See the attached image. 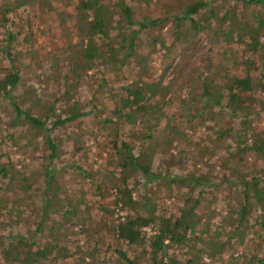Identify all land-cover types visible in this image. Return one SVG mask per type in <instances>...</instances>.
I'll list each match as a JSON object with an SVG mask.
<instances>
[{"label":"trees","instance_id":"16d2710c","mask_svg":"<svg viewBox=\"0 0 264 264\" xmlns=\"http://www.w3.org/2000/svg\"><path fill=\"white\" fill-rule=\"evenodd\" d=\"M133 1L137 5H149V0ZM178 1L179 9L165 16L138 18L130 0H77L72 29L66 27V38L69 40L74 35L77 41H68L62 47L64 52L55 58L56 69L65 74L63 102L68 104L64 109L56 106L62 100L60 97L50 93L45 99L33 84L29 87L34 103L28 100V95L23 99L15 94L22 78L21 62L11 53L10 43L16 34L6 25L13 21L8 14L17 6H7L4 13L0 9V22L8 36V45L0 47V51L5 52L9 62V65L0 64V105L6 101L5 108H10L12 113L3 123L4 127L0 126V159H6L0 162V217L6 221L8 214L16 212L18 221L23 217L29 221L25 224H33L29 237L14 234L10 227L6 235H0V264L47 261L54 264L56 256L61 259L73 256L70 252L73 243L66 240L73 233L85 235V248L79 251L73 264H102L103 245L110 250L116 264H264V166H254L253 174H248L247 168L255 162L247 163L246 159L247 154L264 159V130L255 132L251 125V104L257 101L251 93L254 88L264 93V0ZM28 3V0H18L17 5ZM168 22L172 23L171 41L162 31ZM142 33L148 34L143 41L145 46L139 47L136 39ZM203 40L208 41V52L216 51L214 47L219 44H230L232 52L237 53L229 57V63L238 70L231 72L230 65L222 66L219 61L224 57L214 59L209 55L182 77V83L187 85L190 75L194 74L191 97L186 100L177 95L176 103L185 110L190 127L196 123L204 127L207 142L203 141L202 149L207 151L206 171L185 175L153 171L154 154L161 153L166 161V156H173L170 148L176 146L174 141H182L177 138L179 130L171 121L175 111L169 112L165 107L172 105L178 79ZM178 42L185 44L178 47ZM157 46L163 49L162 72L170 68L169 53L176 46L177 53L185 56V60L174 65L172 78L167 83L163 81V73L162 79H151L153 75L149 72V62L159 50ZM61 62H65L64 67ZM127 63L135 71L125 76L116 92L109 90L112 108L93 104L96 93L101 92L98 87L90 100L92 108L82 110L78 103H69V93L94 65L102 66L106 85V72L120 71ZM48 78L46 75L45 79ZM45 86L48 88V83ZM36 106H41V113L32 112ZM211 107L217 108L214 116L207 115ZM94 109L103 114L90 133L99 138L95 142L98 150L95 154L102 156V151L109 150L107 159L113 165L108 171L119 173L112 185V198L108 199L112 207L107 201L100 205L103 214L100 219L107 222V230L100 222L97 226L90 222L87 203L83 208L71 203L66 194L69 188L60 182L67 166L83 180L93 181L94 193L99 194V199L107 200L101 194L104 178L100 177V170L88 169L75 157L76 153L92 157L90 146L82 139L83 133L54 138L56 129L77 125L81 117L90 115ZM221 114L227 124H220L218 115ZM7 138L12 139L13 148H3ZM66 139L71 140L75 154L72 153L70 162L58 166L57 162L63 159L59 147ZM39 149L44 153L37 157L40 162L33 168L24 159L28 152L35 156ZM225 155L229 159L225 160ZM238 164L241 169L237 168ZM223 182L227 186L221 190L228 194V200L235 196L236 201L228 203L232 211L217 215L220 225L214 231L209 222H203L197 230L191 229L205 192L215 200L212 189ZM147 184H151L152 191L142 193L141 188ZM162 185L165 191L158 192ZM178 186L187 187V191L177 193ZM165 195L181 201L176 205V213L162 205ZM74 225L81 229H74ZM246 240L249 241L247 249L235 254V249L242 248ZM74 244L78 247L79 241ZM134 247L140 248L142 259L130 252ZM225 254L227 258L223 257Z\"/></svg>","mask_w":264,"mask_h":264},{"label":"rangeland","instance_id":"374dc122","mask_svg":"<svg viewBox=\"0 0 264 264\" xmlns=\"http://www.w3.org/2000/svg\"><path fill=\"white\" fill-rule=\"evenodd\" d=\"M129 1V0H128ZM18 0H0V9L3 11L7 6L14 5L17 6V9H14V12L8 14L13 21H9L7 23V28L12 33L16 34V38L10 43V50L12 55L15 53L18 56V61H20V70L22 73V78L20 79V85L18 86L17 90L15 91L16 95L23 96V99L26 95L29 96V101L31 103L35 102L34 95L32 94V89L29 87L30 84L34 85L35 91L38 93L43 94L44 98L47 99L50 93L56 94V96L60 97L62 100L56 103V106L61 109L65 108L68 104L66 101L63 102V94H64V77L65 74L62 70L56 69V55L63 53L62 47L67 45V42L70 41L75 43L77 41L76 36H72L69 40L67 37V29L68 27L70 30L72 29L71 25L74 22V16L76 14V5L77 0H28V4L18 6ZM135 6V15L138 18H141L142 15L147 16H165V14L169 12H173L179 9L180 2L178 0H149V5L146 6L145 4L137 5V2L130 0ZM172 23L168 22L166 26L163 28V33L166 35L168 41H171L173 38ZM148 33H142L137 40V45L142 47L144 44V40H146V36ZM192 35V32L190 36ZM188 36V40L191 42V38ZM7 33L5 28H3L0 22V47L5 46L8 43ZM229 39V37H227ZM27 39V40H26ZM167 41V45L168 44ZM185 43L178 42L177 46H183ZM8 45V44H7ZM177 46L176 49H172L169 53L172 57L171 66L166 71L162 72V68L164 67V57L162 56L163 49L157 50L154 52L152 59L150 60V68L149 72L153 76L152 78H161V73L164 74L163 81L167 83L172 78L171 71L175 64H177L181 59L185 60V56H181L177 53ZM209 47L208 41L203 40L201 43L197 45V52L193 58L189 60V64L185 68L183 74L178 79V85L175 87L178 89L177 94L174 96L173 100L171 101V106H166L165 108L169 110V112L175 111V117L171 118L172 125L179 130L176 133L177 138H181L182 141H174L176 146L174 148H170L172 151L173 156H166L167 160L164 161L163 155L161 153H155L153 160H152V169L153 171H161L162 173L169 172V174H187V173H198L206 171L205 162L207 160V151H203V141L207 139L204 135V127L200 124H194L191 127L187 124V115L184 109H181L179 103L177 101V95H180L181 98L186 100L191 97V90H194L191 87V83L194 78V74H191V79L188 80V84L184 85L182 83L183 76L191 71L192 66H199L201 59L204 57H209L211 55L212 58H223L220 62L222 66L230 65V71L234 72V66L229 63V57L235 53L236 51L232 52V46L222 45L219 44L214 47L216 51L212 50L208 52L207 50ZM239 52V51H238ZM226 53L225 56L223 54ZM237 53V52H236ZM9 65L7 56L5 52L0 51V64ZM65 62H61V66L64 67ZM134 66L129 63L123 66V68L118 71H110L106 72L105 76L107 78L108 84L105 85L102 76V66L99 64L94 65V67L90 70H87L86 74L82 78L83 81L79 83V85L69 93V103H78L82 110H88L92 108L94 104L97 107H101V104L105 105L107 109L112 108L113 101L111 96L109 95V90L116 92L119 86L122 84L125 76L131 74V71H135ZM238 72V70H237ZM204 72L202 75H205ZM46 75L49 76L48 79H45ZM46 80V81H45ZM48 83V88H46L45 84ZM92 84V85H91ZM28 87L30 88V92H28ZM98 87L100 88L101 92L96 93L94 103L91 104V97L94 94V89ZM253 94V95H252ZM254 99L257 101H252L251 104V111L253 115L251 117V125L255 127V132L259 130H264V93L259 89L254 88L253 92L251 93ZM252 100V98H250ZM6 101H3L0 105V126L4 127L5 120L8 119L12 115L10 108H5ZM25 102V101H24ZM247 103V102H246ZM57 108V109H58ZM4 111V112H3ZM167 111V110H166ZM32 112L35 114L41 113V106H36L32 108ZM104 113H108L105 109ZM217 114V108L211 107L208 108L207 115H215ZM103 115L101 112L96 111L94 109L93 113L90 115H86L80 118V121L77 125L68 126L67 128H58L54 131V138L55 140L64 139L65 135H75L77 136L79 133H83L82 139L85 141L86 145L90 147V154L88 157H83L80 153H76L72 149V142L70 139L64 140V143L60 145L59 149L62 152L61 157L63 159L57 162L58 166L63 165V163L70 162L72 158V153L75 154V157L78 158V162L81 163L83 166L92 168V170L96 171L97 169L100 170L102 174H100L101 178H104V181L101 185V194L104 195L105 199H99V194H95L96 191L95 185L93 181H85L80 177L74 170L68 169L65 166V170L62 173L60 182L62 183L63 187H68V198L71 200V203L77 205V207H82L86 203L89 206L88 214L91 215V223L97 224L100 222V225L104 227L105 230L108 229L107 222L105 220L101 221L100 217L103 215L100 205L107 201L109 198H112V194L114 192L113 182L115 181V177L119 175L118 172L110 173L108 169L111 168L113 163L111 160L107 159V152L109 150L102 151V156H97L95 153L98 151L97 145L95 144L99 138H94L90 133L99 124L98 118ZM98 116V117H97ZM220 124H227L225 121L224 114L221 116L218 115ZM161 118H159L160 120ZM161 124H164L162 120ZM139 128V125L136 126V129ZM146 130V128H144ZM126 131V130H125ZM164 139L165 137L162 136ZM39 144L42 142L41 138L39 137ZM131 141V139H129ZM12 139L7 138L5 141V145L3 146L8 148L11 146ZM207 142V141H206ZM131 144L134 148L137 147L138 144L132 142ZM175 145V144H174ZM178 145V146H177ZM41 146V145H40ZM13 148V147H12ZM102 150V149H100ZM44 153V150L36 151V155L33 156L35 153L28 152L26 154V159L24 162H27L31 167H35L40 162L39 156ZM10 154L16 158L17 154L10 152ZM152 155V153H151ZM1 157V156H0ZM38 157V158H37ZM203 157L202 159H198ZM0 162H5L6 159L2 157ZM229 159L228 155H225V160ZM247 163L254 160L255 164L252 167L247 168L248 174H253L254 166L261 167L264 166V159L262 160L261 157H257L256 159L253 158L252 155L246 156ZM107 167V170H103L104 167ZM237 168H240V164H238ZM93 172V171H92ZM93 175V174H92ZM80 182H83L84 185H79ZM163 181L160 180V183ZM222 185V186H221ZM227 183L223 182L212 189V194L215 197V200L208 195V192H205L204 199L201 200L199 207L197 208V217L195 218L196 222L194 225V230L201 228V224L203 222L210 223V229H213L215 226H219L220 221L217 218L218 214H228L229 211H232V206H229V201L235 202V196L228 200V194L221 190L222 188L226 187ZM175 187V186H174ZM142 193H150L152 191L151 184L144 185L142 188ZM154 190V188H153ZM165 191L164 186H160V190L158 192ZM175 191L178 193H184L187 191V187L185 186H178ZM62 195V194H61ZM236 195V194H235ZM137 194L135 193L134 197ZM162 200V205L169 208L171 213H176L177 208L176 205L180 204L181 201L174 199L173 197H166ZM228 201V202H227ZM227 202V203H226ZM110 208L112 204L108 202ZM226 203V204H225ZM39 201L36 200V204L38 205ZM83 208V207H82ZM16 212L7 215L6 221L1 220L0 217V235H6L7 230L11 229L14 234H20L26 237H29L32 234L33 224L31 222L30 225L25 224L24 222H29L27 219L22 217V221H18ZM194 220V221H195ZM76 220H73V222ZM116 221V218H115ZM254 221V220H253ZM252 221V222H253ZM74 229L80 230L79 226L74 225ZM149 230V228H148ZM85 235H76L70 234L69 239H66L68 242L71 241L70 245V252L74 253L73 256H68L66 258H60L58 256L55 257L54 264H73L75 258L79 255V251L83 248L85 242ZM4 237V236H3ZM105 235L102 234V239L105 240ZM8 240V239H7ZM79 241V246L76 247L74 241ZM102 240V241H103ZM250 241V247H254L255 244L252 245V238ZM249 241H245V244L242 248H236L235 254L242 251V249L246 250L247 245L249 246ZM104 242V241H103ZM84 246V247H83ZM105 245L102 246V252L104 254V262L102 264H116L114 257L110 253V250L105 249ZM251 248V249H252ZM105 249V250H104ZM139 247H134L130 252L140 259H142V254ZM85 259H88L85 255ZM228 255H223L224 258H227ZM207 260V258H204ZM87 261V260H86ZM49 262H45L43 264H48ZM196 264V262L194 263Z\"/></svg>","mask_w":264,"mask_h":264}]
</instances>
